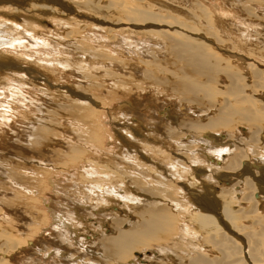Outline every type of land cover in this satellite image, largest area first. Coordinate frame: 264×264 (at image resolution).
I'll list each match as a JSON object with an SVG mask.
<instances>
[{
  "label": "rangeland",
  "instance_id": "rangeland-1",
  "mask_svg": "<svg viewBox=\"0 0 264 264\" xmlns=\"http://www.w3.org/2000/svg\"><path fill=\"white\" fill-rule=\"evenodd\" d=\"M240 2L238 3L237 0H15L8 3H6L5 1L0 3V22H3L2 25L4 27L8 25V28L12 27L11 29H13V26L16 25V23L19 24V22H22L21 18H26L33 25V28L31 27L33 31L30 30L32 32H27L28 30L25 31V29H23V32L21 34L27 36L31 42L35 37H37V40H39L38 42H33V44L30 46L26 45L25 40H22V44L19 47H15L12 44L7 43L6 45H4L6 47L0 48V59L4 57L0 60V69L1 67L3 68L2 73H0V175L4 174V177L8 175L11 176V178H16L17 180V183L14 184L17 186V191H13L14 194H12V191L8 189L7 191L4 183H1V181L7 178H4L3 176L0 177V248L3 247L5 249V253L0 254V264H40L41 262L42 264H52V262H54L53 264H59L60 260L64 259L65 256H71L75 253L82 255L83 245H88L94 240V238L99 237L101 234L99 233L100 228H103L105 231L108 230V233H111L113 231V229L111 228V224H109V217H113L114 215L117 218H124L123 216L126 217L127 214L129 215L131 211H134V203L136 202L134 197H130L129 201H127V204L123 203V201L116 199L117 197L115 198L114 194H116V190L111 191V189H109V191H107V189H104L105 191H101L100 184H95L96 189L91 191V194L93 197H96L99 196L101 192H104V195L102 194L103 197H105L103 200L105 201L107 199L106 202H104L105 206H107L104 208L97 202L98 200L93 201L90 198H86L83 201L82 198L75 195L79 192L75 193V191H72L71 188L64 190L63 188H60L59 190L58 187H55L57 184H62L63 181H66L65 184L68 183L71 186H73V184L79 183L80 181L93 182L94 179L89 174H85L84 177H80L79 174V169H81L84 165H89L85 163V161H87L88 159H94L95 161H97L92 165L95 169H98L100 171L106 170L108 172H113V176L116 175L118 179L121 180L123 179L128 182L129 180H132V183H134L133 178L135 176L138 177V174L143 175L142 184L145 188L147 185H150V187L158 189L149 190V194L151 196H156L157 199L161 198L163 195L170 194V197L172 199L176 197L177 200H183L184 203L187 202V204H189L186 205V207L188 206L187 211H181L180 215L182 216L178 215L177 217L176 214L174 215V219L176 221L178 220V222L180 221L178 223L179 225L183 223L187 225L188 229L192 227L188 222L191 218H193L191 214L194 211H198V209H196V205L193 203V201L197 200L199 204L205 202L212 212L219 207H222L223 210H227L226 214L224 213L225 215L222 212L221 214L227 217L228 220L230 219L229 224L227 223L230 228V232L232 230V232L236 231L237 233L241 231V233H243V231L247 230L243 229L242 231L241 227L243 228V222L235 217V213L232 214L239 208L246 209L248 207V204L242 200V197L245 195V191H241L243 187L242 183H238V189H241L239 192L236 188L238 194L237 192L235 194L234 191L233 194L229 193L230 195L225 193L228 198L229 196L234 195V202H232V198L231 200L228 198L225 199L219 197L218 195L223 191V188H235L230 186L233 182H239L240 180L242 181L244 173H242L241 170H237L235 173L233 172L234 170H230L228 172L227 170L219 171L220 173L225 172L222 173V175L218 171H216L213 173L214 178H206L202 174L203 170H199L201 169V167H203V165L201 166V164H204L205 167L207 166L205 164V156L207 155V157H209L214 153L215 150L217 151L218 148L216 149L214 145H218V147L221 148L224 147L223 144L214 141H209L208 143L205 141L202 131L200 135H197L195 130L190 133L191 135H195L196 138H193L194 141L191 140L190 136H188L189 138L185 136L186 140L190 139L191 142H189V140L187 142H184V140H182L184 136L181 137L180 135H177L174 127H171L170 132L169 130L167 131L169 126H166L167 128H164L166 122L172 123L176 122L179 119V115H177L176 113V108L177 110H180V108L183 109L187 107L189 105L188 102L191 101V99L195 101L190 102L191 106H194L192 109L196 108L197 112L200 109L203 110V108L205 110V107L206 109H210L212 108L211 105H213V102H215L214 105H216L218 104L216 101L219 102L218 99L222 98V96L220 97L221 93L220 95L219 93L216 94L217 92L215 93V90H224L223 92L230 93V90H232V88H240L241 83H246L248 87H250V85H253L258 75L261 74L260 70H264V43L257 39L260 34V37L264 39L262 35L264 32V21L261 19V17H258L260 15L255 14L256 12H254L253 10H245L244 8L240 7L241 5H244V3ZM109 3L111 5H109ZM152 4L155 6L152 7ZM200 5L202 7H205L204 11L203 8H200ZM92 8H95V12L92 11ZM125 9L134 11L135 15H133L132 18H126L122 16V19L118 18L117 22H115L114 18L116 14H119L121 10ZM260 9L257 8L256 11L262 12V10ZM87 10H89L90 12H87ZM243 10L247 13L248 18L243 16ZM61 11H63L62 14ZM98 12H102L103 16L106 17L101 16L102 14H99ZM113 12H115L114 18ZM197 12L200 13L201 18H199V14H197ZM97 13L101 17L97 15ZM202 13H204V15L206 14V18ZM79 14H81V16ZM128 14L130 13L128 12ZM209 14L211 17H213L212 19ZM89 15L94 16L97 22H99L98 20H100V23L102 22L104 26L112 25V27H115V29L119 28L120 30H116V36H125L126 39H132L135 44L130 43L126 44L125 46L121 45L120 47H116L115 50H112V41H109V39L104 36L102 40L105 41V43L103 41L97 42L99 44L98 48H101L103 50L96 49L95 42H92L91 44V47L95 48V51L93 50V53L95 52V54H98V60H96V62L93 61L95 65L93 62H90L93 60V57H88V60H86V62L84 61L83 64L84 58L81 57V54L79 53L81 57V59H79V63H76L70 58L69 60L66 59L67 63L69 61L71 62H69V64H66L69 68L64 69V75L58 73L60 72L58 68H54L53 75L51 74V76V65L48 61L47 55L44 54L45 61H43L41 59V56L37 54V50H44L45 47L47 49H50V47L54 45L53 43L57 44L61 40V38H57L55 40L50 39V34L63 35L66 30L70 29L69 25L61 24L60 26V23H58L60 20H62V22H66V20L69 18L67 20L69 22L68 24H71L72 26L71 22L76 17L77 21L80 20L81 22H84L87 27L94 28L91 25L89 26L87 22V16L90 18ZM191 15L194 16L192 17ZM170 17L179 19V21L181 20V22H187L186 24H188L189 22V26L196 28V30H194L196 33L190 32L187 28L182 29V26H180V29L177 24L175 25L172 23L163 22L167 21V19ZM153 19L158 20L159 22H155L153 21ZM126 20L134 22V24L130 23V26L134 28H131L128 23H126ZM207 21H211L210 23L214 24L212 26H209L210 23L208 25ZM147 23H149V25H152H150L151 28H157V25L165 23V26L160 29L166 30L164 31L165 34L166 32H175L177 35L179 34L177 37L181 35L180 37L181 39H183V42H169L168 44V41L164 42L157 40L153 36L149 37L144 35L150 29ZM255 23L260 25L255 26ZM206 24L209 26V28L212 27V31L209 29V32L207 33L204 30V28L207 26ZM66 26L68 27V29ZM160 26H162V24ZM200 26L202 27L200 28ZM160 29H157L155 33L161 34L162 30ZM236 30H239L241 34V37H236V40L241 42V45H244H235L238 48L236 49L237 51H235V49L230 50L233 48H229V46L228 48H226V43H228V40H230V45H232V42L235 43L231 38H233L232 36H234ZM101 31L104 33V35H106V32H104L103 30ZM210 32L212 34L215 33V36H219V34V37L223 36L222 38H220V40L223 39V42H218V45H215L217 44V41H214L213 38L215 39L219 37H214V34L209 35ZM34 33H39V35L34 36ZM43 36L44 38H49L50 41L49 43H44L45 47L42 46ZM187 37L190 40L196 42L199 40L204 41L207 45H209V48H212V51L214 49L213 52L216 53L217 50L218 55L221 54L223 57H227L231 61H226L224 63L220 59L217 60L215 56V61H208L210 59L212 61L213 59L211 57V53L208 50L201 49L196 45H187V41L185 42L184 40V38ZM147 39L149 41H147ZM219 44L221 45L219 46ZM142 45H144V47ZM131 47L133 49L135 48V52L138 50L137 52H139L140 54H135L134 50ZM240 47H242V49L245 48V53L242 52L243 50L241 51ZM140 48L141 50H139ZM246 49L250 50L251 54L249 53V51L246 52ZM4 55L10 56L6 57ZM106 55L107 58H105ZM193 55L196 58L193 57ZM109 56H112L113 59H110ZM153 57H157V59H153ZM76 59L77 58H75V60ZM99 59L102 63L99 62ZM215 62H217V64ZM80 64L83 65L81 66ZM247 64L251 65L247 66ZM93 65L95 66V68ZM207 66L210 69L207 68ZM76 68L78 71L76 70ZM166 70L168 73H165ZM220 70L222 71L221 73ZM224 71H226L227 73L231 72L233 74L232 75L230 73L228 75L233 76L232 81V76L231 78L229 77V81L231 82L228 81L227 73H225ZM234 74L236 75L237 79H234L236 78L234 77ZM170 76L172 78H170ZM176 78H178V80ZM179 78L180 80L182 78V80L180 81L181 83H186L175 85L173 83V80L179 81ZM206 80L209 83L206 82ZM24 81H27L29 84L25 85ZM172 84H174V89H171V87L169 86H172ZM193 85L196 86V88H194ZM169 87L171 90L169 89ZM181 87L183 88L182 90ZM2 88L5 89V92L7 90L8 94H4ZM74 88L80 90V92H77L79 93L78 95H75V93L73 94V91H75ZM197 88L199 91H196ZM72 89L74 90L72 91ZM12 91L13 93H11ZM18 92L20 93L21 98L17 97ZM245 92L248 94H254L253 89L251 88H246ZM256 94L258 96L257 98L260 99L264 96V93L261 92V90L259 91L257 89ZM225 95L229 96L228 94ZM63 96L67 98L65 99V97ZM121 96L124 97L122 98ZM185 97H188L190 99L186 100ZM257 98L254 95H250L248 101L246 100L244 102V100H238V103L240 102L239 104L231 103L232 101L236 102L234 98V100L232 101L228 100V103L226 101L225 105H228L226 106V109L228 108L227 111L229 112L226 117L229 118V115L230 117L243 116V119L241 117V119L239 117H236L237 120H240L241 125H235L236 127H238L239 125L237 131L232 129V131L234 130V132H236L235 134H233V136L230 137L229 131L227 133H224V135L228 137L229 142L231 138H234V135L238 136L241 140L246 139V141L242 144L239 142L237 143V146L239 145V148H243L242 146L246 147V150L244 148V150L246 151V157H236L241 162L242 166L248 167L247 170L250 173H253L251 177H254V181L255 179H259V181L257 180L254 182L252 180L253 178L251 179L250 177L252 185L258 190V185H261L262 187L263 184L264 187V160H262L264 159V149L262 150V148L264 147L262 144V142L264 143V128L262 129V127H264V112L258 111V108L260 107L254 104ZM75 100L78 101L75 102ZM84 100L88 103L87 106L86 104H84V106H81L80 108L76 106L78 102H82ZM15 101H19L21 104L31 106L32 110L36 111V116L40 117V119L44 118L42 120L43 122H45V125L43 126L45 129H36L38 128L35 127L36 125H41L37 124L39 120H34V126L28 127L27 124L21 125L22 122L31 115V113L25 110H22V113L24 114L21 113L14 119L12 113L14 112V106L16 103L13 102ZM72 101L74 102V104L72 103ZM180 103L181 107H179ZM207 105H209L210 108ZM125 106L127 108L129 107V109L132 110V113L134 112L129 121L119 115V109L121 110V108L123 109L125 108ZM214 110L217 109L214 108ZM215 113L212 111V113H209V116H212ZM31 117H34V115H32ZM204 118L207 117H203V119ZM236 118L234 117L233 119L236 120ZM246 118L249 121H247ZM135 119H137V121L139 122L140 127H137L134 124ZM144 122H147V125ZM149 122L150 124H148ZM248 124L250 125V127ZM124 125L126 126V129ZM251 125L253 126V128ZM26 127L29 134L26 135L27 137L20 140V137L23 138V136H25L24 130ZM78 127L80 129H78ZM132 127L137 131L133 132L131 129ZM247 127L249 128L247 129ZM21 128L23 129L22 132ZM230 128L231 127H228L226 128V130H229ZM254 128L255 130L256 128H260L262 129V131L259 133V137H257L256 135L255 137L253 136V138L250 139L248 135L249 133L252 134ZM250 129L252 130L251 132ZM18 131L20 133H23V136L22 134L18 133ZM6 132L8 136L5 137L6 139L2 138V134ZM17 133L20 135H18L19 138L17 137ZM181 133L183 132H180V134ZM144 136L146 138H144ZM81 138L83 139V141L90 142V144L84 143L85 145H95L99 150L102 149L101 152L92 151L87 156L80 157L81 155H84V153L83 151H81V153L77 152L78 149L76 148V144L78 141H81ZM134 138L138 140L139 144H136ZM142 138L149 140L145 142V148L143 147L144 140H142ZM176 139L177 141H175ZM126 140H129V143L126 142ZM123 141L124 143H122ZM174 141L177 142V145ZM224 141L228 142L227 140ZM127 143L128 145L126 147ZM187 143H189L190 145L191 143L193 144L191 145V148L189 147L190 149L188 148L189 150L187 149ZM172 144H175L176 146ZM228 145L231 146L229 149L230 152H232L236 146V143L235 146H233V143H228ZM203 146H205V150L200 151L198 148L202 149ZM130 149H133L135 153L133 151L131 153ZM47 150L48 154L46 153ZM125 150H127L126 154L128 153V156H134V158H132V156L128 157V159L130 158L129 160L131 162H128L127 159L125 160ZM10 151L13 152L16 157L11 158L10 162L6 163V161H8L7 157H9L7 155ZM129 152L131 153V155H129ZM229 154H225V156H228ZM122 156L124 159L122 158ZM71 158L75 159L76 161L73 164L69 165V167L64 171L53 169V165L58 166L60 161L65 163V161H67L68 159L70 160ZM256 159H258L259 161L257 162ZM3 160H5V162ZM177 160L179 163L181 162V169H178V171H182V169H184L182 167L185 165L187 167H185L187 169V174L184 175L177 172L179 176L183 177V180H179L177 178L165 184L166 181L164 179H168V173H170L171 175L174 170L173 166L169 165L173 161L174 164H178V162H176ZM217 160L218 159L216 157V154H214L211 159L212 163L217 164ZM37 163H42L43 166L39 168L36 166ZM59 166L61 165L59 164ZM146 171L150 173L153 172V174H151V177L150 174H147L148 172ZM164 172H166V176L163 175ZM239 173H242L243 175L238 176ZM154 174L158 175L154 176ZM159 174H161V176ZM247 174L248 176L250 175L249 173ZM64 176L66 177L64 178ZM119 176L123 178H120ZM127 176L128 180L124 179L127 178ZM55 177H57V179H55ZM52 178L53 180H51ZM159 179H163V185H159ZM18 180L21 183L20 185L18 183ZM22 181H27V183H23ZM108 182L109 181L105 183V186H107V184H110V182ZM128 182V187H132L133 190H136V184L131 185ZM26 184H29L28 187L31 186L32 189L35 187V190L33 191L36 192H29V189H26V187L24 186ZM2 186H4V188ZM183 186L187 188L183 189ZM230 191L231 190H229V192ZM62 192L65 193L66 197L62 196ZM67 192H69V194L71 193V196ZM3 193H9V195H5ZM67 195L69 196L68 198ZM139 195L142 196L141 192H139ZM203 195L204 199L207 200L204 201L200 198V196L202 197ZM192 197L193 201L191 200ZM219 198L220 200H218ZM64 199L67 200L65 201ZM72 200H75V203ZM167 201L168 200H166L165 203ZM220 201H222L223 203H220ZM215 203L216 205L215 207H213ZM227 203H229L230 205H228ZM211 206L213 210L211 209ZM259 209L263 214V201H261ZM107 211L109 213V217H106L107 215L104 216L103 214L107 213ZM61 213L62 215H64V217L70 216L71 219H73H70L68 221L66 220L67 228H70L69 230L71 232L66 228V225H60V228L69 232V235L73 237H66L64 235H51V229L54 227L51 221L55 223L56 220L54 219V217L57 214L61 215ZM110 213L112 216L110 215ZM228 214L230 216H228ZM131 215L132 214H130L128 218L129 222L135 220H133V216L131 218ZM224 216L223 218L225 219ZM179 218L181 219L179 220ZM100 220L101 222H99ZM104 220L106 221L104 222ZM73 223H75V225ZM127 224L125 227L129 226ZM257 224L262 225V222H258ZM116 225H118V222ZM248 225L249 224H247L246 226ZM215 226H217V224H214L213 227ZM98 227L100 228L98 229ZM259 227L261 228L262 226ZM259 227L252 226V229L256 231L259 229ZM173 230L168 235L169 239L176 242V245L172 247V253L167 254L171 256V259L173 261L175 260L176 262L174 261V263L177 264L179 259L175 256L178 255L179 258L188 259L193 253L195 254L198 252L193 251L189 254V252L185 251L182 254H176L177 251L183 247L184 243L179 239H176L175 234H173ZM107 232L102 234L106 235ZM202 234L204 235L205 232H202ZM191 236L192 235H190L188 238H191ZM59 239H62L63 241L59 244H56ZM259 241V245L261 247L263 245L262 243L264 239L259 238L258 242ZM253 243V246L257 245V243ZM214 247L217 248L216 246ZM206 250L205 251L207 253L205 251H200L199 254H201L200 256L203 258V260L209 262L208 264H218L219 261L220 264L221 261L223 262L224 260H226L221 256L213 257V255L215 256V254H217L219 251L213 252L214 249H212L211 247H207ZM57 251H59V253L55 254L57 255L56 259L51 260L50 258H47V255L49 253ZM88 251L94 253L93 249H88ZM151 252L152 251L149 250V253H147L149 257H151L153 254ZM210 252L212 254H210ZM156 255L159 256L160 252H157ZM261 255L264 256V251H261ZM218 258H221V260ZM138 259H143V254L141 252ZM160 259L161 258H159V261ZM180 260L184 262L182 259ZM244 260L246 259L242 258L241 261L237 262V260L231 257L228 260L224 261L222 264H226V262H232L233 264H245L246 261ZM145 261L148 262L147 264H159V261L154 259L149 260L146 258Z\"/></svg>",
  "mask_w": 264,
  "mask_h": 264
},
{
  "label": "bare ground",
  "instance_id": "bare-ground-1",
  "mask_svg": "<svg viewBox=\"0 0 264 264\" xmlns=\"http://www.w3.org/2000/svg\"><path fill=\"white\" fill-rule=\"evenodd\" d=\"M238 1V3L240 2V1H242V2H240V3H244V5H241L240 7H242V8H244L245 10H253L254 12H256L255 14H259L260 16H258V17H261V19L264 21V0H237ZM100 2V1H99ZM110 2H112V1H110ZM119 2V1H118ZM102 3V2H101ZM103 4H104V2H103ZM113 4H116V3H113ZM112 4V5H113ZM106 5V4H105ZM109 5H111L110 3H109ZM193 5V4H192ZM155 5H153L152 4V7H154ZM201 6V5H200ZM1 7V6H0ZM90 8V7H89ZM147 8V7H146ZM199 8V7H198ZM200 8H203V11H204V8L205 7H200ZM257 8H261L260 10H262V12L261 11H256V9ZM93 10L92 11H94V9L95 8H92ZM155 9V8H154ZM90 10V9H89ZM89 10H87V12L89 11ZM85 11V10H84ZM161 11V10H160ZM159 11V12H160ZM198 11V10H197ZM206 11H207V9H206ZM90 12V11H89ZM95 12V11H94ZM128 12L130 13V14H128ZM243 12H244V17H246V18H248V15H247V13L243 10ZM63 13V11H61V14ZM65 13V12H64ZM92 13V12H91ZM99 14L101 13L102 14V12H98ZM97 13V15H99ZM114 13L115 12H113V18H114ZM152 13V12H151ZM105 14V13H104ZM107 14V13H106ZM197 14H199V18H201L200 17V13H198L197 12ZM203 14V16L206 18V14L204 15V13H202ZM263 14V15H262ZM67 15V14H66ZM78 15V14H77ZM80 16H81V14H79ZM111 15H112V13H111ZM133 15H135V13H134V11H132V10H127V9H125V10H121L120 12H119V14L117 13L116 14V16H115V18H114V21L115 22H117V19L118 18H120V19H122V16L123 17H126V18H132L133 17ZM166 15V14H165ZM196 15V14H195ZM207 15H208V13H207ZM252 15V14H251ZM262 15V16H261ZM86 16V15H85ZM90 16V18H92V19H90L88 16H87V22H88V24H89V26L91 25V26H93L94 28H90V27H87L86 26V24L84 23V22H81L80 20H78L77 21V18L75 17L74 18V20L71 22L72 23V26H71V24H68L69 22L66 20V22L64 21V22H62V20H60L58 23H60V26H61V24L63 25H69V28L70 29H68V27H67V29L68 30H66L64 33L63 32H61V33H63V35H51L50 34V39H52V40H55V39H57V38H61V40L57 43V44H55V43H53L54 45L52 46V47H50V49H47L45 46H44V43H49L50 41H49V38H44V36H43V39H42V46L43 47H45V49L43 50V49H38L37 50V54H39L40 56H41V59L43 60V61H45L44 59H45V56H44V54H46L47 55V57H48V61L50 62V65H51V70H50V75L52 74L53 75V70H54V68H58V70L60 71V72H58V73H60L61 75H64V73H65V71H64V69H66V68H69L66 64H69V62H71V61H69L68 63H67V61H66V59H68L69 60V58L70 59H72L73 61H75L76 63L78 62L79 63V59H81V57H83L84 58V60H83V64H84V61L86 62V60H88V57L90 58V57H93V60L92 61H90V62H96V60H98L97 58H98V54H95V52L93 53V50L95 49V48H93V47H91V44H92V42H95V46H96V49H101V48H98V46H99V44L97 43V42H100V41H103L102 40V38L105 36V37H107L108 39H109V41H112L111 43H113V48H112V50H115L116 49V47H120L121 45L122 46H125L126 44H132V43H134V41L132 40V39H126L125 38V36H116V30H120L119 28L117 29H115V27H112V25H108V26H104L103 24H102V22L100 23V20H98L99 22H97V20H96V18L94 17V16H92V15H89ZM100 16V15H99ZM101 16H103V14L101 15ZM100 16V17H101ZM167 16V15H166ZM192 16V15H191ZM190 16V17H191ZM194 16V15H193ZM192 16V17H193ZM209 16H210V14H209ZM5 17V16H4ZM14 17V16H13ZM79 17V16H78ZM103 17H106V16H103ZM102 17V18H103ZM157 17V16H156ZM168 17V16H167ZM211 17V16H210ZM254 17H256V16H254ZM111 18V17H110ZM136 18H139V17H136ZM148 18V17H147ZM171 18H173V19H171ZM213 17H211V19H212ZM15 19H17V18H15ZM94 19V20H93ZM104 19V18H103ZM107 19V18H106ZM203 19V18H202ZM210 19V20H211ZM251 19H255V18H251ZM257 19V18H256ZM260 19V18H259ZM21 20H22V22H19V24H17L16 23V25H14L13 26V29H11V28H8V25H6L5 27L2 25L3 24V22L1 21L0 22V48H2V47H6V46H4V45H6L7 43H9V44H12L13 46H15V47H19V46H21V44H22V40H25L26 41V45H28V46H30V45H32L33 44V42H38L39 40H37V37H35L33 40H32V42L28 39V37L27 36H25V35H22L21 33L23 32V29H25V31L26 30H28L27 32H32L33 30H32V28H33V25L26 19V18H21ZM83 20H85V19H83ZM169 20V21H168ZM107 21V20H106ZM127 22L126 23H128V25L130 26L131 24L130 23H132V24H134V22H132V21H128V20H126ZM153 21H155V22H159L158 20H155V19H153ZM212 21V20H211ZM210 21V22H211ZM163 22H168V23H172V24H177V26H179V28H180V26H182L181 28L182 29H189V31L190 32H195L194 30H196V28H193L192 26H189L188 24H189V22H188V24H186L187 22H184V21H182L181 22V20L179 21V19H175L174 17H170V18H168L167 19V21H163ZM205 22H206V20H205ZM209 21H207V23H208V25H209V23H210ZM6 23V22H5ZM35 23V22H34ZM7 24V23H6ZM8 24H9V22H8ZM116 24V23H115ZM159 24V23H158ZM162 24V26H160ZM160 25H157L158 27L157 28H151L150 27V25H149V23H147V25L150 27V29L144 34V35H146V36H153L154 38H156L157 40H160V41H164V42H167L168 44H169V42L170 43H177V42H180V41H182L183 42V39H181V35L179 36V37H177L178 35L175 33V32H166V34H165V32L164 31H166V30H164V29H160V28H162V27H164L165 26V23H161ZM190 24H191V22H190ZM214 23H210V25L209 26H212ZM2 25V26H1ZM154 25H156V24H154ZM207 25V24H206ZM206 26L205 28H204V30L208 33L209 32V29L212 31V27H210L209 28V26ZM260 24H257V23H255V26H259ZM10 26V25H9ZM71 26V27H70ZM134 26V25H133ZM152 26V25H151ZM166 26H167V24H166ZM203 26H204V24H203ZM21 27V28H20ZM32 27V28H31ZM65 27V26H64ZM131 27V26H130ZM154 27V26H153ZM202 26H200V28H201ZM131 28H134V27H131ZM137 28V27H136ZM180 28V29H181ZM157 29H160V30H162L161 31V34H158V33H155L156 31H157ZM30 30H32V31H30ZM101 30H103L104 32H106L105 34L106 35H104V33L101 31ZM201 30H203V29H201ZM114 31V32H113ZM126 31V30H125ZM176 31V30H175ZM188 31V30H187ZM179 32V31H178ZM204 32V31H203ZM205 32V33H206ZM216 32V31H215ZM180 33V32H179ZM196 33V32H195ZM82 34H84V35H82ZM183 34V33H182ZM214 34V35H213ZM209 33V35H213L214 37H219L220 36V34L219 33H217V34H219V36H215V33ZM37 35H39V33H34V36H37ZM205 35V34H204ZM232 35V34H231ZM263 37H264V32H263ZM260 36H261V34H260ZM258 37L257 39H259L261 42H263L264 43V39L263 38H261V37ZM87 37H90V38H87ZM223 37V36H222ZM222 37H219V38H213V40L214 41H217V44H215V45H218V42L219 43H221V42H223V39L222 40H220V38H222ZM229 37V36H228ZM233 38H231L235 43H231L232 45H230V43H229V41L230 40H228L227 42L228 43H226V48H228V46H229V48L231 47V48H233V49H230V50H234L235 49V51H237L236 49H238L237 48V46H239V45H241V42H239V41H237L236 40V37H241V34H240V32H239V30H236L235 31V34H234V36H232ZM119 38V39H118ZM226 38H227V36H226ZM230 39V38H229ZM144 40H146V39H144ZM184 40H185V42L187 43V45H196V46H198V47H200L201 49H206V50H208L210 53H211V57L213 58L212 59V61H211V59L210 60H208V61H210V62H213V61H215L214 60V56H215V58L218 60V59H220L221 61H223L224 63L226 62V61H231V60H229V58H227V57H223L221 54L220 55H218L217 53V50H216V53L215 52H213L214 51V49H213V51L211 50L212 48H209L208 46L209 45H207L204 41H201V40H199V41H192V40H190L188 37L187 38H184ZM231 40V41H232ZM131 41V42H130ZM147 41H149L148 39H147ZM87 42V43H86ZM104 43H105V41H103ZM138 42V41H137ZM141 42V41H140ZM225 42H226V40H225ZM151 43H152V41H151ZM157 43V42H156ZM159 43V42H158ZM135 44V43H134ZM138 44V43H137ZM141 44V43H140ZM149 44V43H148ZM147 44V45H148ZM179 44V43H178ZM223 44V43H222ZM228 44V45H227ZM244 44V43H243ZM221 44H219V46H220ZM225 45V44H224ZM235 45H237V46H234ZM86 46H87V48H86ZM128 46V45H127ZM137 46V45H136ZM143 47H144V45H142ZM185 46V45H184ZM241 46H244V45H241ZM259 46V45H258ZM260 46H261V44H260ZM130 47V46H129ZM143 47H141V48H143ZM187 47H190V46H187ZM257 47V46H256ZM11 48V47H10ZM124 48V47H123ZM126 48V47H125ZM132 48V47H131ZM141 48L139 49V50H141ZM147 48V47H146ZM224 48V47H223ZM255 48V47H254ZM133 49V48H132ZM135 49V48H134ZM133 49V50H134ZM191 49V48H190ZM240 49H241V51L242 52H244L245 53V51H244V49L245 48H243L242 49V47H240ZM252 49V48H251ZM101 50H103V49H101ZM129 50V49H128ZM147 50V49H146ZM145 50V51H146ZM219 50V49H218ZM261 50V49H260ZM264 50V49H263ZM95 51V50H94ZM105 51V50H104ZM138 51V50H137ZM135 52V50H134V52H135V54L137 53V54H140L139 52ZM234 51V52H235ZM249 51V53L251 54V52H250V50H248V49H246V52H248ZM254 51V50H253ZM76 52V53H75ZM114 52V51H113ZM141 52V51H140ZM143 52V51H142ZM192 52V51H191ZM199 52V51H198ZM208 52V53H209ZM233 52V51H232ZM81 54V57H80V54ZM104 53V52H103ZM145 53V52H144ZM143 53V54H144ZM148 53V52H147ZM249 53H247V54H249ZM16 54H19V53H16ZM83 54V55H82ZM134 54V53H133ZM193 54V53H192ZM246 54V55H247ZM189 55H190V53H189ZM257 55V54H256ZM2 56V55H1ZM4 56H6V55H4ZM10 56V55H9ZM9 56H6V57H9ZM141 56V55H140ZM154 56V55H153ZM202 56V55H201ZM259 56V55H258ZM95 57V58H94ZM110 57V59L112 58L113 59V57L112 56H109ZM189 57V56H188ZM193 57H195L194 55H193ZM260 57V56H259ZM2 58H4V57H2ZM1 58V59H2ZM75 58H77L76 60H75ZM105 58H107V55H106V57ZM196 58V57H195ZM202 58V57H201ZM0 59V60H1ZM95 59V60H94ZM153 59H157V57H153ZM260 59V58H259ZM100 60V59H99ZM197 60V59H196ZM262 60H263V58H262ZM73 61H72V64H73ZM81 61V60H80ZM204 61V60H203ZM93 62V63H94ZM99 62H101V60L99 61ZM219 62V61H218ZM222 62V63H223ZM75 63V64H76ZM98 63V62H97ZM96 63V64H97ZM102 63V62H101ZM216 64H217V62H215ZM56 64V65H55ZM71 64V63H70ZM82 64V65H83ZM103 64H104V62H103ZM206 64H207V62H206ZM210 64V63H209ZM81 65V64H80ZM81 65V66H82ZM94 65H95V63H94ZM93 65V66H94ZM223 65V64H222ZM249 65H251V64H247V66H249ZM79 66V65H78ZM86 66V65H85ZM188 66V65H187ZM212 66V65H211ZM53 67V68H52ZM92 67V66H91ZM83 68V67H82ZM94 68H95V66H94ZM207 68H209L208 66H207ZM227 68V67H226ZM3 68L1 67V69H0V73H2V70ZM198 69V68H197ZM210 69V68H209ZM73 70V69H72ZM76 70H77V68H76ZM93 70V69H92ZM212 70V69H211ZM219 70V69H218ZM224 70H226V69H224ZM228 70V69H227ZM78 71V70H77ZM197 71V70H196ZM208 71V70H207ZM215 71H216V69H215ZM162 72H163V69H162ZM167 72V70L165 71V73ZM187 72V71H186ZM198 72V71H197ZM222 71L220 70V73H221ZM225 73H227L226 71H224ZM260 72H261V74H259L258 75V77H257V79L255 80V82L253 83V85L251 86L250 85V87H248V85L245 83V84H240V88H238V87H236V88H232V90H230L231 92L230 93H227V92H223V91H221V90H215V93L216 94H218L219 93V95H220V93H221V95H220V97L222 96V98H219L218 100H219V102L218 101H216L218 104H216V105H214V103L215 102H213V105H211L212 106V108H210V104L209 105H207V106H209V108L211 109H206V107H205V110H204V108H203V110H199L198 112H197V109L195 108V109H192L194 106H191V104H190V102L192 101V102H195L194 100H192L191 99V101H189L188 103H189V105L187 106V107H185V108H183V109H181L180 108V110H177V108H176V111H174V112H176L177 113V115H179V119L176 121V122H166L165 123V125H164V128L166 127V126H169L168 127V129H167V131L169 130V132H170V129H171V127H174L175 128V130H176V133H177V135H180L181 137L182 136H184L183 137V139L182 140H184V142L186 141H188L189 140V142H191L190 141V139H187L186 140V138H185V136H190V138H191V140L192 141H194L193 140V138L195 139L196 137H195V135L194 134H190L192 131H196V134L197 135H200V133H201V131H202V134H204V139H205V141L206 142H208L209 143V141H214V142H218V143H221V144H223V146L224 147H221V148H219L218 147V145H214V147L217 149V151L215 150L214 151V153L212 154V155H210L209 157H207V155L205 156V159H206V167H205V165L204 164H201V166L203 165V167H201V169H199V170H203V175L206 177V178H214V176H213V173L214 172H216V171H225V170H227V172L228 171H230V170H234L233 172L235 173L237 170H241L242 171V173H244V176H243V178H242V181L240 180L239 181V179H238V181L239 182H233L232 183V185L230 186V187H235V188H223L222 190V192H220L218 195H219V197H221V198H225V199H227L228 198V196H226L225 195V193L226 194H228V195H230V194H233V191L235 192V194H236V188L238 189V183H242V190L241 189H238V192L241 190V191H245V195L242 197V200L245 202V203H247L248 204V207L246 208V209H241V208H239V209H237V210H235L232 214H234L235 213V217L236 218H238L240 221H242L243 222V228L241 227V229H242V231H243V229H247L246 231H247V233H246V231H243V233H241V231H239V232H237L236 233V231L234 232H232V230H231V232H230V228H229V226H228V224H229V221H230V219L228 220V218L227 217H225L224 215L226 214V211L227 210H223L222 209V207L220 208H216L215 209V211L213 210V208H212V206H211V209L213 210V212L209 209V206H207V204L205 203V202H203V203H200L199 204V202L196 200V201H193V197L191 198V200L193 201V203L196 205V209H198V211L197 212H195V213H197V214H195L194 212L191 214L192 216H193V218H191L190 219V221L188 222L189 224H190V226H192L190 229H188V227H187V225L186 224H183V223H181V225H179L178 223L180 222H178V220L176 221L175 219H174V215L176 214V216L178 217V215H180L181 214V211H187V208H188V206L186 207V205H189V204H187V202L186 203H184L183 202V200L181 201V200H177V198L175 199H172L171 197H170V194L169 195H163L161 198H159V199H157V197L156 196H151L150 194H149V190H158V189H154V188H152V187H150V185H147L146 186V188L143 186V184H142V179H143V175H141V174H138V177H134L133 178V181H134V183H132V180L130 181L129 180V182L128 181H126V180H121V179H118V177L115 175V176H113V172H108V171H106V170H104V171H100V170H98V169H95L92 165L93 164H95V162H97V161H95L94 159H88L87 161H85V163H87V164H89V165H84L81 169H79V174H80V177L82 176V177H84L85 176V174H89L93 179H94V181L93 182H89V181H80L79 183H77V184H73V186H71L70 184H65L66 183V181H63V179H62V181H63V183L62 184H57L55 187H58V189L60 190V188H63V190L64 189H72V191H75V193H77V192H79V193H77V194H75V195H77V197H80V198H82L83 199V201L86 199V198H90V199H92L93 201H97L99 204H101L102 205V207L104 208V207H106L105 206V203L104 202H106V200L104 201L103 199L105 198V197H103V195H104V192H101L100 193V195L99 196H96V197H93L92 196V194H91V191H93V190H95L96 189V187H95V184H100L101 185V191H105L104 189H107V191H109V189H111V191L112 190H116V194H114V196H115V198L116 199H119L120 201H123V203H126L127 204V201H129V199H130V197H134L135 198V200H136V202L134 203V206H135V209H134V211L132 212L131 211V213H129V215L130 214H132L131 215V218H132V216H133V220L134 221H131V222H129L128 221V218H129V215L127 214V216L125 217V216H123L124 218H117V217H115L114 215H113V217H109L108 216V211H107V213H103L104 214V216H106V217H109V221H110V223L109 224H111V228L113 229V231L110 233H108L107 231H105L103 228L101 229L100 227H98V229H99V233H101L100 234V236L99 237H97V238H94V240L90 243V244H88V245H83V248H82V250H83V254L82 255H79L78 253H75V254H73V255H71V256H65L64 257V259H61L60 260V263L59 264H147L148 262H146L145 261V259L147 258V259H149V260H151V259H154V260H158L159 261V258H161L160 259V261H159V264H176V263H174V261L171 259L172 257L171 256H169L167 253H172V247L173 246H175L176 245V242H174V241H172L171 239H169V233L173 230V226H174V230H173V234H175V236H176V239H179L181 242H183L184 243V245H183V247L181 248V249H179L178 251H177V253L176 254H182L183 252H189V254L190 253H192L193 251H196V252H198V253H193L188 259H183V258H179V256L177 255V256H175L176 258H178L179 260L180 259H182L184 262H182L181 260L179 261L178 260V263L177 264H208L209 262L208 261H205V260H203V258L200 256L201 254H199V252L200 251H205L206 249H207V247L208 248H212V249H214L213 250V252L214 251H219L217 254H215V256L213 255V257H219V256H221L222 258H225L226 260H228L229 258H233V259H235V260H237V262L238 261H241V259L242 258H244V259H246V260H244V261H246V263L245 264H264V256H262L261 255V251H264V241H263V245L260 247V245H259V243H260V241L258 242V240H259V238H263L264 239V213L262 214L261 213V210L259 209L260 208V203H261V201H263L264 202V187H263V184H262V187H261V185H258V187H259V189L257 190L256 189V187H254L253 185H252V183H251V179L254 181V177H251V175L253 174L252 172L250 173L247 169H248V167H246V166H242L241 165V162L238 160V158L236 157V156H241V157H246V147H244V146H242L243 148H239V145L237 146V143L239 142V143H244L245 141H246V139H244V140H241V139H239V137L238 136H235L234 135V138H231V140H230V142H229V140H228V137H226L225 135H224V133H227L228 131H229V134H230V137L231 136H233V134H235L236 132H234V130H236L237 131V129H238V127H239V125H238V127H236L235 125L236 124H240V120L238 119L237 120V118L239 117V116H233V117H230V115H229V118L228 117H226V115H228V111H227V109H226V106H228V105H225L226 104V101H227V103H228V100L229 101H232V100H234L235 99V101L236 102H234V101H232L231 103L233 104V103H238V100L240 101V100H244V102L247 100H249V98H250V95H254V96H256V98L258 97L257 96V94H256V89L257 90H261V92H263L264 93V81H263V79H264V70H260ZM168 73V72H167ZM189 73V72H188ZM211 73V72H210ZM217 73V72H216ZM231 72H229V73H227V78H228V81L230 80L229 79V77L231 78V76L233 75L232 73V75H230V76H228L229 74H230ZM190 74V73H189ZM51 75V76H52ZM167 75V74H166ZM165 75V76H166ZM197 75V74H196ZM216 75V74H215ZM261 75V76H260ZM202 76H204V75H202ZM206 76V75H205ZM260 76V77H259ZM176 77V76H175ZM186 77V76H185ZM198 77H199V75H198ZM234 77H236V75L234 74ZM170 78H172L171 76H170ZM202 78V77H201ZM210 78V77H209ZM177 80H178V78H176ZM185 79V78H184ZM232 79H233V76H232V78H231V81H232ZM234 79H237V77L236 78H234ZM239 79V78H238ZM169 80H171V79H169ZM168 80V81H169ZM177 80H173V83L175 84V85H181L182 83L180 82L181 80H182V78H181V80H180V78H179V81H177ZM184 81V80H183ZM231 81H229V82H231ZM235 81H237V80H235ZM194 82V81H193ZM197 82V81H196ZM206 82H208L207 80H206ZM239 82V81H238ZM244 82V81H243ZM24 83H25V85H28L29 83L27 82V81H24ZM186 83V82H185ZM185 83H183V84H185ZM209 83V82H208ZM235 83H237V82H235ZM170 84H171V81H170ZM174 84H172V86L171 85H169L170 87H171V89H174L173 88V85ZM187 85H188V83H187ZM187 85H186V88H187ZM208 85V84H207ZM234 85V84H233ZM198 86V85H197ZM170 87H169V89H170ZM176 87V86H175ZM188 87H189V85H188ZM193 87L194 88H196V86H194L193 85ZM193 87H191V88H193ZM199 88V87H198ZM198 88L196 89V91L198 90ZM205 88V87H204ZM213 88V87H212ZM229 88V87H228ZM230 88V89H231ZM246 88H251V89H253V92H254V94H248V93H246L245 92V89ZM3 89V88H2ZM1 89V90H2ZM68 89V88H67ZM75 89V91L76 92H80V90H77L76 88H74ZM74 89H72V91L74 90ZM170 89V90H171ZM180 89V88H179ZM183 88L181 87V90H182ZM206 89V88H205ZM255 89V90H254ZM169 90V91H170ZM180 90V91H181ZM188 90H189V88H188ZM195 90V89H194ZM3 91H4V94H8V91L6 90V92H5V89H3ZM75 91H73V94L74 93H76ZM199 91V90H198ZM227 91V90H226ZM67 92V91H66ZM205 92V91H204ZM10 93V92H9ZM11 93H13V91L11 92ZM72 93V92H71ZM181 93V92H180ZM224 93V94H223ZM65 94V93H64ZM225 94H228L229 96H226ZM76 95V94H75ZM78 95V94H77ZM185 95V94H184ZM119 96V95H118ZM168 96V95H167ZM177 96V95H176ZM191 96V95H190ZM17 97H19V98H21V95H20V93L18 92V94H17ZM63 97H65V96H63ZM76 97V96H75ZM122 98L124 97V96H121ZM170 97V96H169ZM173 97H175V96H173ZM217 97H219V96H217ZM229 97H231V98H229ZM67 97H65V99H66ZM186 98V97H185ZM204 98V97H203ZM229 98V99H228ZM234 98V99H233ZM119 99V98H118ZM121 99V98H120ZM188 99H190V98H186V100H188ZM258 99V100H257ZM256 100H255V102H254V104L255 105H257L258 107H260V108H258V111H263L264 112V96L260 99V98H257ZM184 100V99H183ZM183 100H181V101H183ZM200 100H201V98H200ZM208 100V99H207ZM67 101V100H66ZM76 101H78V100H75V102ZM120 101V100H119ZM198 101H199V99H198ZM53 102V101H52ZM64 102H65V100H64ZM203 102V101H202ZM13 103H16L15 104V106H14V112L12 113V115L14 116V119L16 118V116H18L19 114H21L22 113V110L24 111H27V112H29V113H31V115H30V117H28L25 121H23L22 122V124L21 125H23V124H27V126L29 127V126H34L35 125V123H34V120H39V122H37V124H41V125H36L35 127H38V128H36V129H38V130H44L45 128L43 127L44 125H45V122H43V120L42 119H44V118H41L40 119V117H38V116H36V111H33L32 110V107L31 106H27L26 104H21L19 101H15V102H13ZM72 103L74 104V102L72 101ZM185 103V102H184ZM223 103V104H222ZM230 103V104H231ZM240 103V102H239ZM238 103V104H239ZM60 104V103H59ZM84 104H86V106H87V102L84 100V101H80V102H78V104H76V106H78L79 108L81 107V106H84ZM199 104V103H198ZM204 104V103H203ZM212 104V103H211ZM220 104H222V105H220ZM229 104V105H230ZM61 105V104H60ZM59 105V106H60ZM80 105V106H79ZM120 105V104H119ZM197 105V104H196ZM63 106V105H62ZM74 106V105H73ZM86 106H85V108H86ZM124 107V106H123ZM178 107V106H177ZM179 107H181V103H180V105H179ZM196 107V106H195ZM118 108V107H117ZM175 108V107H174ZM208 108V107H207ZM214 108H216L217 110H214ZM175 110V109H174ZM119 111H120V114L119 115H121V117H123V118H125L126 120H130L131 118V116L134 114V112L132 113V110H130L129 109V107L127 108L126 106H125V108H121V110L119 109ZM179 111V112H178ZM212 111L215 113V111H216V113L215 114H213L212 116H209V113L211 112L212 113ZM28 113V114H29ZM117 113H118V111H117ZM259 113V112H258ZM22 114H24V113H22ZM110 114H112V113H110ZM32 115H34V117H31ZM22 116V115H21ZM137 116H138V114H137ZM114 117V116H113ZM203 117H207V118H204L203 119ZM236 118V120L235 119H233V118ZM241 117V116H240ZM239 117V118H240ZM243 117V116H242ZM241 117V118H242ZM240 118V119H241ZM115 119H117V118H115ZM142 119V118H141ZM207 119V120H206ZM243 119V118H242ZM41 120V121H40ZM245 120V119H244ZM243 120V121H244ZM246 120H247V118H246ZM141 121V120H140ZM242 121V122H243ZM247 121H249V120H247ZM148 122V121H147ZM146 122V123H147ZM241 122V123H242ZM145 123V122H144ZM145 123V124H146ZM131 124V123H130ZM134 124L138 127L140 124H139V122L137 121V119H135V121H134ZM148 124H150V122L148 123ZM225 124H226V126H225ZM126 125V124H125ZM124 125V127H125V129H126V126ZM147 125V124H146ZM231 125V126H230ZM241 125V124H240ZM249 125V124H248ZM259 125V124H258ZM79 126V125H78ZM150 126V125H149ZM252 126V125H251ZM260 126V125H259ZM90 127V126H89ZM140 127V126H139ZM228 127H231L229 130H226V128H228ZM249 127H250V125H249ZM249 127H247V129L249 128ZM129 128V127H128ZM160 128V127H159ZM167 128V127H166ZM177 128H179V129H177ZM252 128H253V126H252ZM264 127H262V129H263ZM22 129V128H21ZM27 129V127L25 128V136H23V133H20L19 131H18V133H20V134H22V136H23V138L22 137H20L21 139L20 140H22V139H24L25 137H27L26 135L27 134H29V132H28V129ZM78 129H80L79 127H78ZM132 129V131L133 132H136L137 130L136 129H134L133 127L131 128ZM140 129V128H139ZM232 129H234L233 131H232ZM262 129H258V128H256V130H255V128H254V130H253V132H252V134H250L249 133V138L250 139H252L253 138V136L255 137L256 135H257V137H259V133L262 131ZM77 130V129H76ZM166 130V129H165ZM23 131V129L21 130V132ZM87 131V130H86ZM249 131V130H248ZM252 130L250 129V132H251ZM255 131V132H254ZM165 132V131H164ZM168 132V133H169ZM180 132H183V133H181L180 134ZM17 133V137L19 138V134ZM167 133V132H166ZM165 133V134H166ZM258 133V134H257ZM105 134H107V133H105ZM136 134V133H135ZM151 134V133H150ZM262 134V133H261ZM19 135V136H18ZM132 135H133V133H132ZM264 135V134H263ZM6 136H8V134H7V132L6 133H4V134H2V138H5ZM131 136V135H130ZM129 136V137H130ZM151 136V135H150ZM134 137V136H133ZM132 137V138H133ZM235 137H237V138H235ZM16 138V137H15ZM144 138H146L145 136H144ZM144 138H142V140H144V148H145V142H147V140L148 139H144ZM189 138V137H188ZM6 139V138H5ZM126 139V138H125ZM40 140V139H39ZM42 140V139H41ZM44 140H45V138H44ZM134 140H135V142H136V144H139V142H138V140L137 139H135L134 138ZM224 140H227L228 142H225ZM237 140V141H236ZM149 141V140H148ZM175 141H177V139L175 140ZM174 141V142H175ZM178 141H179V139H178ZM181 141V140H180ZM126 142H128L129 143V140L127 141L126 140ZM125 142V143H126ZM141 142V141H140ZM87 143V144H90V142H86V141H83V139L81 138V141H78L77 142V146H76V148L78 149V153H81V151H83V153H84V155H81L80 157H82V156H87L89 153H91L92 151H95V152H101V150H99L98 149V147L97 146H95V145H85V144ZM92 143V142H91ZM122 143H124V141L122 142ZM128 143L126 144V147H127V145H128ZM176 143V145H177V142H175ZM180 143V142H179ZM178 143V144H179ZM228 143H233V146H235V143H236V146H235V148L233 149V151L232 152H230V145H228ZM150 144V143H149ZM188 144V146H187V149L190 147L191 148V145H193L192 143H191V145L189 144V143H187ZM262 144H263V146H264V143L262 142ZM172 145H175V144H172ZM175 145V146H176ZM80 146V147H79ZM123 146V145H122ZM149 147H150V145H149ZM120 148H122V147H120ZM124 148V147H123ZM147 148H148V146H147ZM146 148V149H147ZM176 148V147H175ZM189 148V149H190ZM244 148H245V150H244ZM125 149V148H124ZM150 149V148H149ZM148 149V150H149ZM188 149V150H189ZM200 151H203V150H205V146H203V148L201 149V148H198ZM197 149V150H198ZM264 149V147L262 148V150ZM122 150V149H121ZM128 150V149H127ZM127 150H125V160L127 159V161L129 162L130 160V158L128 159V157H131L132 155H131V153H132V151H133V149H130L131 150V153L129 152V155H131V156H128V153L126 154V151ZM129 150V151H130ZM176 151V150H175ZM186 151V150H185ZM1 152V151H0ZM50 152V151H49ZM134 152V151H133ZM216 152V153H215ZM247 152H248V150H247ZM264 152V151H263ZM46 153L48 154V150L46 151ZM135 153V152H134ZM230 153V154H229ZM232 153V154H231ZM214 154H216V157H217V164H213L212 163V161H211V159H212V156H214ZM225 154H229L228 156H225ZM250 154V153H249ZM123 155V154H122ZM134 155V154H133ZM7 156H9V157H7V160L8 161H6V163L8 162H10V160H11V158H15L16 157V155L13 153V152H9L8 153V155ZM138 156V155H137ZM258 156V155H257ZM261 156V155H260ZM263 156V155H262ZM135 157H136V155H135ZM251 157V156H250ZM122 158H123V156H122ZM132 158H134V156H132ZM131 158V159H132ZM138 158V157H137ZM124 159V158H123ZM136 159V158H135ZM190 159H192V158H190ZM82 160V159H81ZM81 160H79V161H81ZM262 160H264V159H262ZM4 162H5V160H3ZM76 160L75 159H68L67 161H65V163L64 162H61L60 161V165L61 166H59V164H58V166L57 165H53V169H59L60 171H64L65 169H67L68 167H69V165H71V164H73L74 162H75ZM157 161V160H156ZM172 161V160H171ZM256 161L258 162L259 160L258 159H256ZM255 161V162H256ZM131 162V161H130ZM174 162V161H173ZM173 162H171L170 163V165L169 166H173V172L171 173V175H170V173H168L169 174V178L168 179H164L166 182H165V184H167V183H169L170 181H173V179H179V180H181L183 177H181V176H179L178 175V173L179 174H187V167L184 165L182 168H184V169H182V171L181 170H179L178 171V169H181V167H180V163L178 162V160L176 161V162H178V164H174ZM233 162V163H232ZM67 163V164H66ZM134 163V162H133ZM263 163V162H262ZM63 164V165H62ZM64 164H66V165H64ZM168 164V163H167ZM184 164V163H183ZM175 165V166H174ZM200 165V164H199ZM36 166L37 167H42L43 165H42V163H37L36 164ZM182 166V165H181ZM131 167V166H130ZM167 167V166H166ZM186 167V168H185ZM151 168V167H150ZM6 169V168H5ZM152 169V168H151ZM150 170V169H149ZM189 170V169H188ZM249 170H251V169H249ZM264 170V169H263ZM8 171V170H7ZM175 171V172H174ZM231 171V172H232ZM116 172V171H115ZM114 172V173H115ZM146 172H148V171H146ZM178 172V173H177ZM50 173V172H49ZM117 173V172H116ZM161 173V172H160ZM220 173V172H219ZM222 173H225V172H222ZM222 173H220V174H222ZM240 174L239 173V175L238 176H240V175H243V174ZM247 173H249L250 175L248 176V174ZM147 174H150V177H151V174H153V172L152 173H150V172H148ZM230 174V173H229ZM232 174V173H231ZM118 175V174H117ZM146 175V174H145ZM156 175H158V174H156ZM155 174H154V176H156ZM160 176H161V174H159ZM163 175H165L166 176V172H164V174ZM223 175V174H222ZM226 175V174H225ZM4 177V174H2V175H0V177ZM164 176V177H165ZM210 176V177H209ZM254 176V175H253ZM263 176V175H262ZM7 179H5V180H3V181H1V183L3 182L4 183V185H5V187H6V190L8 189V190H10V191H12V194H14L13 193V191H17L16 190V185H14L15 183H17V180H16V178H11V176H5ZM4 177V178H5ZM66 176H64V178H65ZM120 178H123V177H121V176H119ZM130 177V176H129ZM250 177H251V179H250ZM154 178V177H153ZM263 178V177H262ZM55 179H57V177H55ZM124 179H127L128 180V176H127V178H124ZM147 179V178H146ZM51 180H53V178L51 179ZM183 180V179H182ZM259 181V179H255V181ZM264 180V179H263ZM57 181H59V180H57ZM61 181V180H60ZM61 181V182H62ZM107 181H109L110 182V184L108 185L107 184V186H105V183L107 182ZM136 181V182H135ZM254 181V182H255ZM23 183H27V181H22ZM56 182V181H55ZM108 182V183H109ZM127 182L129 183V184H131V185H135L136 184V186H135V189L136 190H133L132 189V187H128V185H127ZM159 185H163L164 183H163V179H159ZM261 182V181H260ZM18 183H19V185L21 184L20 183V181L18 180ZM183 183V182H182ZM118 184V185H117ZM29 185V184H28ZM28 185L26 184V185H24L25 187H26V189H29V192H36V191H33V190H35L34 188L32 189V187L31 186H29L28 187ZM181 185V184H180ZM257 185V184H256ZM0 186H1V184H0ZM151 186H153V185H151ZM3 188H4V186H2ZM8 187V188H7ZM25 187H22V188H25ZM124 187V188H123ZM177 187V186H176ZM10 188V189H9ZM184 188H187V187H184L183 186V189ZM188 188H190V187H188ZM54 189V188H53ZM177 189V188H176ZM7 190V191H8ZM178 190H179V188H178ZM181 190V189H180ZM186 190V189H185ZM189 190V189H188ZM229 190H231L230 192H229ZM62 191V190H61ZM71 191V190H70ZM135 191V192H134ZM182 191V190H181ZM199 191V190H198ZM38 192V191H37ZM65 192V191H64ZM123 192V193H122ZM139 192H141V194H142V196H140L139 195ZM238 192H237V194H238ZM10 193V192H9ZM9 193L8 194H5V193H3V194H5V195H9ZM68 194H69V192H67ZM187 193V192H186ZM200 193V192H199ZM230 193V194H229ZM244 193V192H243ZM260 193V194H259ZM62 194V196L63 197H66V195H65V193H61ZM72 194H74V193H72ZM103 194V195H102ZM190 194H191V192H190ZM197 194V193H196ZM1 195V194H0ZM4 195V196H5ZM11 195V194H10ZM70 196H71V193L69 194ZM177 195V194H176ZM194 195V194H193ZM190 196V195H189ZM254 196V197H253ZM256 196H258V197H256ZM69 196L67 195V198H68ZM84 197V198H83ZM173 197V196H172ZM203 197V198H202ZM200 196V198L202 199V200H207V199H204V195L203 196ZM235 196L234 195H231V196H229V198L228 199H230L231 200V198H232V202H234V200H235V198H234ZM5 198V197H4ZM208 198V197H207ZM218 198V197H217ZM70 199H71V197H70ZM75 199H76V197H75ZM196 199V198H195ZM211 199V198H210ZM65 201L67 200V199H64ZM166 200H168L166 203H165V201ZM218 200H220V198L218 199ZM237 200V199H236ZM61 201V200H60ZM73 201V200H72ZM75 201V200H74ZM73 201V202H74ZM92 201V202H93ZM210 201V200H209ZM215 201V200H214ZM227 201V200H226ZM55 202V201H54ZM77 202V201H76ZM201 202V201H200ZM213 202V201H212ZM219 202V201H218ZM231 202V203H232ZM236 202V201H235ZM61 203V202H60ZM75 203V202H74ZM96 203V202H95ZM119 203V202H118ZM122 203V202H121ZM220 203H223L222 201H220ZM67 204V203H66ZM228 205H230L229 203H227ZM72 205V204H71ZM211 205V204H210ZM215 205H216V203L213 205V207H215ZM221 205V204H220ZM225 205V204H224ZM56 208H57V206H56ZM55 208V209H56ZM59 208V207H58ZM54 209V208H53ZM195 209V210H196ZM76 210V209H75ZM74 210V211H75ZM179 210V211H178ZM17 211V210H16ZM78 212V211H77ZM221 212L224 214H221ZM20 213V212H19ZM211 213H212V215H211ZM215 213V214H214ZM79 214V213H78ZM83 214V213H82ZM184 214V213H183ZM110 215H111V213H110ZM112 216V215H111ZM180 216H182V215H180ZM223 216L225 217V219L223 218ZM228 216H230L229 214H228ZM103 217V216H102ZM183 217H185V216H183ZM182 217V218H183ZM76 218V217H75ZM227 218V219H226ZM54 219L56 220L55 221V223L53 222V221H51L52 222V224H53V228L51 229V235L52 236H56V235H64V236H66V237H73V236H70L69 235V232H67V231H65L64 229H62V228H60V225L61 224H63V225H66V228H67V224H66V222L68 221V220H70L71 219V217L70 216H68V217H64V215H62V213H61V215L60 214H57L55 217H54ZM77 219V218H76ZM101 219H103V218H101ZM126 219V220H125ZM181 218H179V220H180ZM31 220H32V218H31ZM52 220V219H51ZM67 220V221H66ZM71 220H73V219H71ZM223 220V221H222ZM106 220H104V222H105ZM118 222V225H116L117 224V222ZM128 221V222H127ZM99 222H101V220L99 221ZM246 222V223H245ZM260 223V222H262V225H258L257 223ZM128 223V224H127ZM130 223V224H129ZM222 223V224H221ZM228 223V224H227ZM231 223V222H230ZM233 223V222H232ZM74 225H75V223H73ZM100 224V223H99ZM126 224L127 225H129L128 227H125L126 226ZM214 224H217V226H215V227H213L214 226ZM247 224H249L248 226H246ZM73 225V226H74ZM103 225V224H102ZM101 226V225H100ZM252 226H257V227H259V226H262L261 228L259 227V229L258 230H260V231H258V230H256V231H254V229H252ZM76 228V227H75ZM226 228V229H225ZM68 230L70 229V228H67ZM237 229H238V227H237ZM251 229V230H250ZM195 230V231H194ZM211 230V231H210ZM215 230H217V231H215ZM70 231V230H69ZM71 232V231H70ZM105 232H107L106 233V235H104V234H102V233H105ZM199 232V233H198ZM200 232H201V234H200ZM202 232H205V234L203 235L202 234ZM45 233V232H44ZM76 233V232H75ZM239 233H241V234H239ZM46 235V234H45ZM51 235H50V237H51ZM190 235H192L191 236V238H188ZM250 235V236H249ZM183 236V237H182ZM81 239V238H80ZM63 240L62 239H59L57 242H56V244H59V243H61ZM184 241H186V242H184ZM245 241V242H244ZM2 242V241H1ZM82 242V241H81ZM253 242H255V243H257V245H255V246H253ZM86 243V242H85ZM244 243H245V245H244ZM77 244V243H76ZM46 245H47V243H46ZM80 246H82V245H80ZM79 246V247H80ZM89 246V247H88ZM214 246H216L217 248H215ZM74 247H77V246H74ZM93 249L94 250V253L93 252H89L88 251V249ZM80 249V248H79ZM147 249H149V250H151L152 252L151 253H153L152 254V256L151 257H149V255H147V253H149V250H147ZM262 249V250H261ZM5 249L3 248V247H1L0 248V254H4L5 253V251H4ZM47 250V249H46ZM52 250V249H51ZM77 250H78V248H77ZM209 250V249H208ZM211 250V249H210ZM233 250V251H232ZM207 251V250H206ZM205 251V252H206ZM45 252V251H44ZM140 252L143 254V259H138L139 258V256H140ZM157 252H160V255L159 256H157L156 255V253ZM59 253V251H57V252H51V253H49L47 256V258H50L51 260L52 259H56V257H57V255H55V254H58ZM146 253V254H145ZM207 253V252H206ZM47 254V253H46ZM61 254V253H60ZM69 254V253H68ZM175 254V255H176ZM210 254H212L211 252H210ZM225 254V255H224ZM63 255V254H62ZM46 256V255H45ZM61 256V255H60ZM59 256V257H60ZM195 256V257H194ZM138 257V258H137ZM157 257H159V258H157ZM204 257V256H203ZM46 258V257H45ZM45 258H44V260H45ZM63 258V257H62ZM212 258V257H211ZM210 258V259H211ZM218 259H220L221 260V258H218ZM49 260V259H48ZM59 260V259H58ZM212 260V259H211ZM226 260H224V261H226ZM50 261V260H49ZM118 261V262H117ZM148 261V260H147ZM218 261V260H217ZM223 261V262H224ZM243 261V260H242ZM58 262V261H57ZM176 262V261H175ZM207 262V263H206ZM220 262V261H219ZM219 262H218V264H219ZM222 261H221V263L220 264H222L223 263ZM229 262H231V261H229ZM44 263V262H43ZM46 263V262H45ZM54 262H52V264H53ZM232 263V262H231ZM231 263H228V262H226V264H231ZM236 263V262H235ZM40 264H42V262L40 263ZM48 264V263H47ZM58 264V263H57ZM233 264V263H232Z\"/></svg>",
  "mask_w": 264,
  "mask_h": 264
},
{
  "label": "water",
  "instance_id": "water-1",
  "mask_svg": "<svg viewBox=\"0 0 264 264\" xmlns=\"http://www.w3.org/2000/svg\"><path fill=\"white\" fill-rule=\"evenodd\" d=\"M4 1H5L6 3H8V2H10V1H15V0H3V1H0V3L4 2ZM75 92H76V91H75ZM75 94H79V93L76 92Z\"/></svg>",
  "mask_w": 264,
  "mask_h": 264
}]
</instances>
